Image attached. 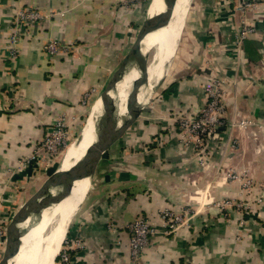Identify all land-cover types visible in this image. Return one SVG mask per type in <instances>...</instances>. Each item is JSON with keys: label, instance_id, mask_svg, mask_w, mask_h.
<instances>
[{"label": "crops", "instance_id": "1", "mask_svg": "<svg viewBox=\"0 0 264 264\" xmlns=\"http://www.w3.org/2000/svg\"><path fill=\"white\" fill-rule=\"evenodd\" d=\"M151 3L0 0V221L34 181L36 143L61 118L71 135L87 115L86 123L97 88L120 64ZM193 4L180 33L192 52L182 79L100 160L93 175L98 186L92 177L73 214L68 264H264V2L245 14L236 10V0ZM23 8L41 19L18 29L14 12ZM244 24H252L254 33L237 47L235 35ZM49 41L74 48L50 55L43 47ZM211 79L223 92L218 136L202 149L179 146L171 116L177 110L196 115ZM128 131L139 145L123 140ZM125 148L134 150L120 158ZM166 211L183 217L168 234ZM138 217L157 232L135 262L129 228Z\"/></svg>", "mask_w": 264, "mask_h": 264}, {"label": "bare ground", "instance_id": "2", "mask_svg": "<svg viewBox=\"0 0 264 264\" xmlns=\"http://www.w3.org/2000/svg\"><path fill=\"white\" fill-rule=\"evenodd\" d=\"M190 0H177L173 12V18L167 28H164L154 34L147 36L140 50V59L137 60L134 67L127 73L124 79L117 85V92L114 97L119 99L117 112L118 124L121 119L126 117L125 102L131 86L136 98V106L143 104L150 91L162 78V73L157 70L161 68L168 57L173 55L175 50L174 39L179 31L183 19V10L188 5ZM163 10L161 0H152L149 14L154 15ZM153 49L151 56L152 62L145 68V73H141L138 67L143 59L146 60V52ZM159 64V65H158ZM137 83H132L134 81ZM103 111V104L99 96L98 102L94 111L89 116L83 137L79 138L75 143L71 144L59 165V169L66 170L71 167L82 155L91 149L93 142L92 125L96 118ZM90 180L75 182L72 187L66 188L61 199L53 206L30 212L27 215L26 224L30 226L31 233H27L21 239L19 253L11 260V264H52V259L56 251H59L60 242L65 234L68 221L81 204L84 195L89 186ZM26 252H28L26 254ZM25 255V257H24ZM53 257V258H52Z\"/></svg>", "mask_w": 264, "mask_h": 264}, {"label": "water", "instance_id": "3", "mask_svg": "<svg viewBox=\"0 0 264 264\" xmlns=\"http://www.w3.org/2000/svg\"><path fill=\"white\" fill-rule=\"evenodd\" d=\"M161 1L163 3V10L146 17L141 23L128 51L122 58L118 67L109 77V80L100 94L103 111L92 125L93 142L91 144V149L85 152L82 157L68 169L61 170L58 167L53 171L14 211L5 227V242L0 264H11V260L19 253L21 239L28 233V228L22 227L27 221V215L30 212L46 209L55 205L61 199L65 189L72 187L75 182L90 180L95 174L98 164L104 154L124 135L127 129L140 115L142 106L147 100L140 106H136V98L132 89L133 86H131L125 102L126 117L122 118L121 123L118 124L117 112L119 99L114 97V95L117 92V85L124 79L127 73H129L137 60L140 59L139 53L145 38L167 28L171 23L177 0ZM184 21L185 14L182 19L181 27L174 39V48H176L179 41ZM166 67L167 64H164V69H166ZM145 68L146 63L145 59H143L138 69L144 74ZM134 83H137V81L135 80L132 85ZM153 90H151L150 93L153 92Z\"/></svg>", "mask_w": 264, "mask_h": 264}, {"label": "rangeland", "instance_id": "4", "mask_svg": "<svg viewBox=\"0 0 264 264\" xmlns=\"http://www.w3.org/2000/svg\"><path fill=\"white\" fill-rule=\"evenodd\" d=\"M195 1H197V0H190V3H188V5L184 8V10L182 12L183 13L182 16H184V14H185V20L187 17L189 18V15H190L191 11L193 10V7H194L193 3H195ZM184 23H185V21H184ZM29 26H31V25H29ZM186 26H187V23H186ZM182 29H183V27H182ZM186 29L184 28L183 31H185ZM180 40L178 41L176 48L173 51V55L171 57H168L164 62V64H167L166 69H164V64H163V66L161 68L159 67V69L157 70V73H159V71L162 73V78L154 86V88H153L154 90L152 89L153 92L150 93L149 97L147 96L148 99H146L147 100L146 103L142 106V110H141L140 114L143 116L142 117L143 119H145L144 118L145 113H146L147 109H149L148 107H150L152 105L153 101L158 100L160 96H163V97L165 96L164 90L166 92L167 87H171L172 91L169 90L170 93L173 92L174 89L176 90V87H172L171 84L177 83V81L182 79L180 77V73L183 72V70L181 68H183V66L185 65V62H188V60H191V58H192V52L190 51L191 45L188 44L187 41H185V38H182ZM45 44H43V46ZM59 44L61 45V47H62L61 49H63V50H61L59 53H57V55H62V56H65V54L69 55L71 53L72 48H74L73 47L74 43L71 45H67L64 43H59ZM184 48L186 50L185 53H184ZM152 54H153V49H149V51L145 53V55H147V58L145 60L146 66L152 62V59H151ZM167 60H168V62H167ZM211 81H216V79H211ZM106 83H107V81H104V83L101 84L100 87L97 88L95 96L92 98V101L90 102L89 105H88V102H86V103L83 102L86 106L88 105L87 112L90 111V115L94 111V108L96 107L99 96H100L102 90L104 89ZM166 93L168 94V91ZM87 98H88V95L86 96L85 100H87ZM85 100H83V101H85ZM92 102H93V104H92ZM203 106H204V104H203ZM176 109H178V108H176ZM201 109H202V107H201ZM194 116L190 115L189 117H185L179 110H177V112L173 113V115L171 116V118L175 117V119H173V121H175L174 127H175V131L177 133V136H176L177 137V144H179V146L188 145V144L193 145L192 144L194 141L193 138H191V139L187 138L189 134L184 133L182 126L184 124L183 123L184 120L190 119ZM86 118H87V115L81 117L79 119V121L76 122L73 125V127H71V129L73 128L72 130L74 131V135L68 134L69 122L66 121L65 118H61L57 121V123H55L51 126V128L47 132V135H45L40 141H38V143H36V147L32 151V159L34 161H33V163H31L32 164L31 165L32 166V172H33V176H32L33 178L32 179H34V181H33L32 185L30 186V188L28 189V191L24 192V190H22L23 193H22L21 197L18 199V202H16V204L14 206H12V210L6 215V219L4 218V220L0 221V258L2 255V251L4 248V242H5V240H4L5 231L3 232V230L5 229L8 221L10 220V217L12 216L14 211L18 208L19 204H21L25 200L26 197H28L30 194H32L38 188V186H40L42 184V182L51 174V172L55 171L59 167L61 160H62L67 148L71 144H73L77 140H79L80 137L81 138L83 137V134L85 131V125H86V123H85ZM84 123H85V125H84ZM144 123H145V125H147V123L145 121H144ZM56 124H60V127H62L61 128V134L57 135V139H56L55 143L46 144V142H47L46 140L51 137L50 134L52 133L53 129L56 127ZM83 125H84V127H83ZM82 127H83V129L81 132ZM80 134H81V136H80ZM165 134H166V132L162 133V136H165ZM130 135H131V132L128 131V133L125 134V137L123 140L128 141L129 143H130V141H134L137 145H139L141 143V139H136V141H135L134 136H133V139H131ZM42 143L46 144V146H41ZM56 143H57V145H56ZM146 143H148V144H146L145 147H151L152 143L150 141L146 142ZM160 143H162V141H158V144H160ZM128 145L129 144H127L126 147H133L134 146V144H131L132 146H128ZM204 146H205V144H204ZM134 147H136V146H134ZM139 148L142 149V145ZM133 150L134 149L128 150L125 148V151H124V149H122L121 151H123V152H121L122 155L120 156V158L128 156L130 153L133 152ZM95 180H96V178H95ZM95 180L93 177L92 181H95ZM97 183L98 182L95 181L94 185L98 186ZM88 189H89V186H87V190ZM74 215L71 216V218L68 221V225L66 227L65 234H64V236L60 242L59 251L58 252L56 251V254L54 256V260L52 259V264H58L61 261L60 255H61L63 249L65 248V242L67 241L66 239L68 237V232L70 231L71 225L75 221ZM27 225L31 226L30 223L26 224V226ZM30 226L28 227L29 233H31ZM27 253L28 252H26V254ZM24 257H25V255H24Z\"/></svg>", "mask_w": 264, "mask_h": 264}, {"label": "built area", "instance_id": "5", "mask_svg": "<svg viewBox=\"0 0 264 264\" xmlns=\"http://www.w3.org/2000/svg\"><path fill=\"white\" fill-rule=\"evenodd\" d=\"M264 2V0H236V10L240 13L245 14L248 11H253L258 5ZM41 19V16L33 9L23 8L14 12V25L18 29L21 25L25 27L33 25ZM254 33V26L244 24L241 26L239 33L235 35L236 46L239 47L241 41L246 35ZM44 50L50 55H57L62 47L56 41H49L44 46ZM206 95V102L199 113L190 119L183 121L184 133H188V139L193 138V143L197 148L202 149L204 144L208 140H215L218 136V130L222 127V96L223 92L220 87L219 81H211L205 85L204 88ZM87 94L84 95V99ZM60 124H56L50 134V138L47 139L46 144L55 143L57 135L61 134ZM42 143L41 146H46ZM57 145V143H56ZM229 202H224L222 205H227ZM164 220V233L168 234L175 232L178 225L183 221V217L175 215L171 212H164L162 215ZM5 229L3 230V232ZM157 230L151 224V222L142 217L135 219L129 228V254L133 261L137 262L140 258L143 250L148 246L149 240L156 234ZM68 242H65V248L63 249L60 258L61 261L58 264L69 263V253L71 249L67 247Z\"/></svg>", "mask_w": 264, "mask_h": 264}, {"label": "trees", "instance_id": "6", "mask_svg": "<svg viewBox=\"0 0 264 264\" xmlns=\"http://www.w3.org/2000/svg\"><path fill=\"white\" fill-rule=\"evenodd\" d=\"M45 135H47V133L45 134ZM52 173V172H51ZM67 238H69V235H68V237Z\"/></svg>", "mask_w": 264, "mask_h": 264}]
</instances>
